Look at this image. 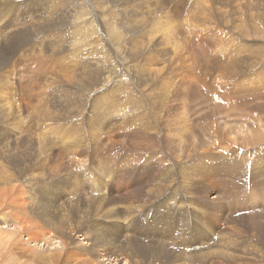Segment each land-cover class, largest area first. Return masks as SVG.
<instances>
[{
    "label": "rangeland",
    "instance_id": "rangeland-1",
    "mask_svg": "<svg viewBox=\"0 0 264 264\" xmlns=\"http://www.w3.org/2000/svg\"><path fill=\"white\" fill-rule=\"evenodd\" d=\"M66 1L0 0V264H264V0Z\"/></svg>",
    "mask_w": 264,
    "mask_h": 264
},
{
    "label": "bare ground",
    "instance_id": "bare-ground-1",
    "mask_svg": "<svg viewBox=\"0 0 264 264\" xmlns=\"http://www.w3.org/2000/svg\"><path fill=\"white\" fill-rule=\"evenodd\" d=\"M65 1H66V0H65ZM79 2H81V1H79ZM66 3H67V1H66ZM76 3H77V2H76ZM54 4H55V3H54ZM58 4H61L60 1L58 2ZM69 4H70V3H69ZM73 4H74V1H73ZM56 5H57V4H56ZM56 5H55V6H56ZM77 5H78V4H77ZM73 6H75V5H72V7H73ZM95 6H96V5H95ZM61 7H62V6H61ZM84 7H85V6H84ZM73 8H74V7H73ZM81 8H82V7H81ZM63 9L66 10L65 7H64ZM69 9H70V8H69ZM74 9H75V8H74ZM82 9H84V8H82ZM85 9H86V8H85ZM85 9H84V10H85ZM51 10H52V9H51ZM76 10H77V7H76ZM84 10H83V12H86V11H84ZM53 11H54V10H53ZM61 11H62V10H61ZM64 12H65V11H64ZM64 12H63V13H64ZM68 12H70V11H67V13H68ZM74 12H75V11H74ZM76 12H77V11H76ZM79 12H81V11L78 10V13H79ZM83 12H82L81 14H83ZM61 13H62V12H61ZM67 13H66V14H67ZM54 14H55V13H54ZM73 14H74V13H73ZM76 14H77V13H76ZM85 14H86V16H84L85 18H81V17H80V18H81L80 21H81L82 19H85V20H86V18H87V16H88V15H87L88 13H85ZM76 16H77V15H76ZM82 17H83V16H82ZM102 17H103V16H102ZM80 21H75V23L80 24ZM50 22H51V21H50ZM85 22H87V21H85ZM85 22H84V24H85ZM82 23H83V21H82ZM71 24H72V23H71ZM73 24H74V21H73ZM88 25H89V24H88ZM74 26H75V25H74ZM86 26H87V24H86ZM86 26H85V27H86ZM109 26H111V25H109ZM75 27H76V26H75ZM78 27H79V26H78ZM86 28H87V27H86ZM91 28H92V25H91ZM109 28H110V27H109ZM105 29H106V28H105ZM71 30H72V29H71ZM76 30H77V29H76ZM76 30H75V31H76ZM89 30H90V29H89ZM106 30H107V29H106ZM108 30H110V29H108ZM83 31H84V30H83ZM83 31H82V32H83ZM85 31H86V30H85ZM72 34H73V33H72ZM79 34H80V33H78V35H79ZM110 34H111V33H110ZM71 36H72V35H71ZM79 36H80V35H79ZM109 36H110V35H109ZM76 37H77V36H76ZM76 37H74V38L76 39ZM70 39H71V38H70ZM76 40H77V39H76ZM89 40H90V39H89ZM83 41L86 43V40H83ZM69 42L72 43L71 40H69ZM84 42H83L82 44H84ZM74 43H75V45H76V41H74ZM88 43H90V41H89ZM93 44H94V42H93V43L91 42V45H92V46H93ZM57 45H59V43H58ZM89 45H90V44H88V46H89ZM91 45H90V46H91ZM95 45H96V43H95ZM96 47H97V45H96ZM55 48H56V47H55ZM91 48H92V47H91ZM97 48H98V47H97ZM114 48H116V47H114ZM78 50H79V49H78ZM71 51H72V50H71ZM72 52H73V51H72ZM76 52H77V51H76ZM76 52H75V53H76ZM94 52H95V50H94ZM96 52H97V51H96ZM98 52H99V51H98ZM73 53H74V52H73ZM79 53H80V52H79ZM78 55H79V54H78ZM97 62H98V61H97ZM88 64H89V63H88ZM92 64H93V63H92ZM89 65H90V64H89ZM95 65H96V64H95ZM92 77H94V76H92ZM74 83H75V82H74ZM97 83H98V82H97ZM88 84H89V83H88ZM94 84H95V83H94ZM83 85H84V84H83ZM83 85H82V86H83ZM86 85H87V84H86ZM95 85H97V84H95ZM83 87H84V86H83ZM93 87H94V86H93ZM95 87H96V86H95ZM83 89H84V88H83ZM65 96H66V95H65ZM64 98H65V97H64ZM72 103H73V102H72ZM67 108H68V107H67ZM76 108H77V107H76ZM101 125H102V124H101ZM86 129H87V128H86ZM89 130H90V129H89ZM137 208H138V207H137ZM139 208H140V207H139ZM129 209H130V208H129ZM135 211H136V210H135ZM126 212H127V211H126ZM239 218H240V217H239ZM6 223H7V222H6ZM214 233H215V232H214ZM12 235H13V234H12ZM162 245H163V244H162ZM160 249H161V248H160ZM158 257H159V256H158Z\"/></svg>",
    "mask_w": 264,
    "mask_h": 264
},
{
    "label": "clouds",
    "instance_id": "clouds-1",
    "mask_svg": "<svg viewBox=\"0 0 264 264\" xmlns=\"http://www.w3.org/2000/svg\"><path fill=\"white\" fill-rule=\"evenodd\" d=\"M152 1H155L157 3V7H158L157 12H159L160 14L166 13L167 10H169L170 5L173 2H175L179 6L178 14H180L182 12V10H183L181 4L185 3L188 0H152ZM166 3L169 4V8L168 9L166 7ZM180 6H181V10H180ZM150 9H152V8H150Z\"/></svg>",
    "mask_w": 264,
    "mask_h": 264
}]
</instances>
